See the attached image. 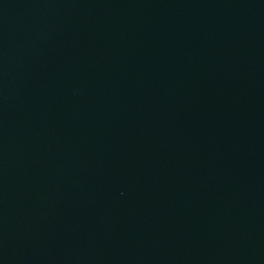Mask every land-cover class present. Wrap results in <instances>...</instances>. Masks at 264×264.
Wrapping results in <instances>:
<instances>
[{"label":"water","instance_id":"1","mask_svg":"<svg viewBox=\"0 0 264 264\" xmlns=\"http://www.w3.org/2000/svg\"><path fill=\"white\" fill-rule=\"evenodd\" d=\"M0 264H264V0H0Z\"/></svg>","mask_w":264,"mask_h":264}]
</instances>
